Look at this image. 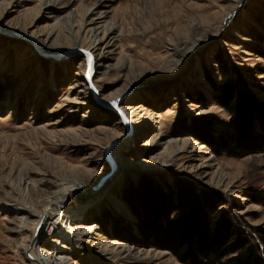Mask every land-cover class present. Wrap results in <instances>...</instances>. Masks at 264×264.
Instances as JSON below:
<instances>
[{
  "label": "rangeland",
  "instance_id": "obj_1",
  "mask_svg": "<svg viewBox=\"0 0 264 264\" xmlns=\"http://www.w3.org/2000/svg\"><path fill=\"white\" fill-rule=\"evenodd\" d=\"M1 25L55 52L0 33V264H31L21 243L36 216L14 212L26 204L40 211L38 201L44 207L56 190L51 179L99 186L74 224L90 234L62 241L57 257L66 264H184L162 238L183 227L191 202L200 209L207 197L224 201L217 210L262 243L254 229H264L259 116L242 156L217 155L179 133L205 114L229 118L206 78L219 80L217 57L264 105V0H0ZM88 47L96 98L83 75L92 67L80 51ZM117 97L136 113L126 137L120 113L107 107ZM111 141L110 153L124 164L119 175L105 156ZM165 195H183L187 204L162 210Z\"/></svg>",
  "mask_w": 264,
  "mask_h": 264
},
{
  "label": "trees",
  "instance_id": "obj_2",
  "mask_svg": "<svg viewBox=\"0 0 264 264\" xmlns=\"http://www.w3.org/2000/svg\"><path fill=\"white\" fill-rule=\"evenodd\" d=\"M216 63L219 80L214 81L209 75L206 78L213 88V102L223 107L229 118L221 119L212 113L196 117L179 135L198 138L217 155L242 156L251 152L247 129L255 116H259L264 128V105L251 93L239 70L229 66L227 58L217 57ZM206 200L207 203L200 209L194 205L195 202L189 201L191 206L187 207L188 211L184 210L181 219L183 221L186 217L183 227L162 238L171 253L184 264H264V229L254 228L262 239L259 243L252 234L241 231L222 210L214 206L219 207L224 201L215 203L213 197ZM161 201L162 210L171 207L176 212L183 210L182 206L187 204L183 195L175 199L165 195ZM211 206L213 209L205 216L204 208ZM132 207L135 208L134 205ZM159 215L160 209L157 208L154 216Z\"/></svg>",
  "mask_w": 264,
  "mask_h": 264
},
{
  "label": "bare ground",
  "instance_id": "obj_3",
  "mask_svg": "<svg viewBox=\"0 0 264 264\" xmlns=\"http://www.w3.org/2000/svg\"><path fill=\"white\" fill-rule=\"evenodd\" d=\"M2 26V25H1ZM5 28V29H4ZM0 29L6 30L7 28L2 26ZM12 29V30H11ZM11 32H20V29L18 27L9 28L8 31ZM34 41V39H33ZM31 43V42H30ZM33 45V43H31ZM35 49L38 50V52L45 53L46 55H49V52H55L54 50L45 47H42L34 41ZM46 50V52L43 51V49ZM80 51L84 52V57L88 59V64L92 65L91 62L94 60V47H88ZM48 52V53H47ZM69 53V51L67 52ZM64 54V53H63ZM56 57H61V54L53 55ZM91 69L86 71V67L84 68L83 75L86 81H88L86 86H90L91 92L96 98V89L94 88V83L92 81V76L96 72L93 70V65L90 67ZM86 89H88L86 87ZM118 97L115 98L111 105H107V107L111 109L118 110L120 113V117L122 118V121L127 128L124 136H129L135 129L133 122L136 121V117L132 120V124L130 125L127 118L131 114H136L135 112H127V110H123L118 106ZM113 141L109 143L106 150H110L111 145ZM118 151H123L124 143L118 147ZM105 150V151H106ZM110 153V151H109ZM106 160L109 162V167L113 171L116 170L117 175H119V167L121 168V165H124L119 158H117V154H109L108 157H106ZM49 187H55L56 190H54L50 196L47 198L48 200L44 201V207L40 205V201H38L39 206L41 207L40 211H37L36 209H33V206L35 207L36 204L31 205H24L22 206L21 211L14 212L15 214H22L23 212H27L30 216H36V219L30 224L31 226H28L29 235L22 238L21 247H23L24 251L26 252L27 258L33 257V259H29L31 264H66V258L64 255H57L59 254V250H63L66 248V245L63 241V239L69 240L70 237L72 238L75 236H84L90 234V232H87L86 234L82 235L80 231H78L77 228H75L74 224L81 220L84 216V205L89 202V200H85V195L88 193L96 190L99 186H93L88 190H83L81 188V185L79 183H61L57 184L56 181L50 180L48 182ZM88 191V192H87ZM83 195V196H82ZM61 203H66L63 208L60 206ZM36 211L38 212L36 214ZM30 227V229H29ZM61 231L58 233H55V230H59L61 228ZM51 235V239H48L51 244L50 247H45L44 249H40V245L47 240V236ZM56 235V236H55ZM25 242V243H24ZM60 245V248L58 247V251L55 250V248ZM53 248V249H52ZM23 251V252H24Z\"/></svg>",
  "mask_w": 264,
  "mask_h": 264
},
{
  "label": "water",
  "instance_id": "obj_4",
  "mask_svg": "<svg viewBox=\"0 0 264 264\" xmlns=\"http://www.w3.org/2000/svg\"><path fill=\"white\" fill-rule=\"evenodd\" d=\"M0 33L2 34H5V35H8L10 37H16V38H24V39H27L29 42L33 43V45L35 46L34 44V41L32 38L30 37H27V36H24L22 35L21 33H16V32H11V31H8V30H4V29H0ZM42 53V52H41ZM43 55H46L45 53H42ZM110 107V106H109ZM105 156L108 157L109 156V150H106L105 151ZM28 259H33V257H28Z\"/></svg>",
  "mask_w": 264,
  "mask_h": 264
}]
</instances>
